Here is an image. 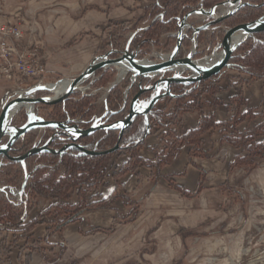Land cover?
<instances>
[{
    "label": "trees",
    "instance_id": "obj_1",
    "mask_svg": "<svg viewBox=\"0 0 264 264\" xmlns=\"http://www.w3.org/2000/svg\"><path fill=\"white\" fill-rule=\"evenodd\" d=\"M163 1L165 3L163 4L162 12H159L161 1L157 0L152 6L145 8L143 17L131 28L123 26L116 40H111L113 36L110 38L108 43L110 48L121 50L127 41L125 40V34L132 32L130 45H138L140 50L143 51L142 53H145L151 45L157 43L161 34L177 30V17H182L189 11L190 6L201 2V6L209 8L220 0H176L177 3L174 6L169 5L170 0ZM248 1L251 4L242 6L238 11L216 24L218 37L222 35V28L250 22L264 14V0ZM180 2L183 5V10L177 16V6ZM158 14L163 15L164 20H154ZM191 35L192 31L190 29L186 30V35L183 39L184 46L190 45ZM255 38L257 40L252 37L246 38L232 53L228 67L224 68L218 75L190 86L171 84L170 90L175 97L167 96L162 102L157 101L149 112L150 117L136 116L131 125L124 130L117 151L105 155H85L72 148L63 154L60 161L58 155L47 152L26 158L24 170L30 172V176L27 180L24 194L34 198L44 197L52 199L48 207L42 211V215L25 222V212H28L30 208L28 203L24 201L16 202L10 197V190L21 186V182L14 180L15 175L13 174L12 176V168L16 163L5 158L1 159L0 175L8 177L11 184L6 185V190H0V224L9 232L27 234L34 229L39 220L46 222V215L51 210H54L58 219H56L53 227H47L48 234L51 230H59L69 223L81 220L89 211L108 206L112 199L110 197L100 199L99 194L94 190L104 175L107 174V165L114 154H122L125 158L121 168L118 171L116 169L112 171L111 175L113 177L128 172H136L139 165L148 164L154 172V182H156L160 167L172 162L177 157L181 146L187 140L193 142L194 148L197 149V145L202 142L201 135L214 125L213 114L207 118L202 117L198 127L189 130L177 148L174 147L163 155L156 153L153 162H149L141 154V150L145 146V139L150 134V131L152 129L157 131L163 128L169 130L183 112L191 110L201 111L206 99L213 102L215 93L222 89L219 81L221 78L226 77L228 71H236L248 75L249 79H264V31L256 33ZM174 40L176 41V37H169L164 45L166 50L171 48ZM112 74L110 70L101 72L91 85L97 90L104 87L110 81ZM170 75H172V72L165 73V76ZM142 83L147 85L150 81L143 79ZM124 86L125 84H115L109 90L105 99V106L108 111L101 118L103 121L107 119L108 122H113L127 114L129 101L136 93L138 87L137 82H134L127 94L125 107L120 109L123 102ZM149 96V93H144L141 96L142 103ZM94 98L95 96L92 93L81 94L73 92L65 100L57 104H36L34 106V114L44 120L57 122L68 119L70 123H76L79 127L86 128L91 124L96 110ZM171 104H173V109L168 110V105ZM17 115L21 118H18ZM19 120L20 124L18 123ZM26 120V112L23 113V110L20 109L13 117L12 123L22 125ZM262 121V123L255 125L253 129H244L237 135V139L226 137V140L235 148L242 147L246 150V153H237L233 156L232 162L228 165V172L239 166L252 168L255 166L254 162L256 160H264V139L256 140L258 136L264 134V119ZM147 126L149 129L145 133ZM56 131V128L52 127H45L42 132L39 131V128L29 130L14 144L11 154L20 155L33 146H41L47 142H49V147L51 148H60L67 142V139L58 136ZM52 136H54L53 139H51ZM117 138L118 129H99L88 136L79 138L77 142L87 149L103 151L112 147L117 142ZM141 139L143 140L141 141ZM247 143L249 144L247 145ZM55 165L63 166L65 171L63 175L58 177L57 171L47 173V170ZM20 170L24 175V170L21 168ZM10 176L12 177L10 178ZM168 184L188 198L194 197L200 192V187L193 193H189L180 189L172 181ZM70 190H77L78 201L75 203L69 202ZM90 192L92 193L91 197L96 198L94 201L86 200V194ZM42 256L48 261L45 255ZM48 263L51 264L52 262L48 261Z\"/></svg>",
    "mask_w": 264,
    "mask_h": 264
},
{
    "label": "crops",
    "instance_id": "obj_2",
    "mask_svg": "<svg viewBox=\"0 0 264 264\" xmlns=\"http://www.w3.org/2000/svg\"><path fill=\"white\" fill-rule=\"evenodd\" d=\"M155 1L157 0H59L37 10L34 21L43 29L41 36L43 40L41 58L45 66L43 81L54 82L61 77L78 75L95 55L111 49L108 45L109 37L119 24L134 25L143 17L145 8L154 4ZM196 17L200 21L197 22L198 24L205 22L202 15H192L190 18ZM167 37L163 36L161 42H165ZM219 38L217 29L200 32L197 44L198 50L202 53L197 57L205 54L209 45H213ZM219 85L222 89L215 93L213 102L204 103L201 112L187 111L179 117L175 126L177 132L175 134H179V136L176 135V142L168 141L169 144H166L165 148L161 145L157 146L160 136L152 135L154 129L146 137L141 154L153 162L156 154L153 149L162 152L163 155L172 148H177L184 135L198 127L202 117L207 118L213 114L214 125L202 135L203 141L197 145V149L194 148L193 142L187 140L181 146L177 157L160 167L161 176L155 188L162 187V190L167 189L173 194L178 193L168 186L167 179H170L180 189L188 192H194L200 187L199 197H205L206 204H214L221 197L224 182L227 180L228 165L232 162L233 156L239 152L234 146L224 140L221 141V136L227 134L224 127L229 125L234 136H237L243 128L253 129L255 125L263 122L264 79H249L248 75L228 71L226 77L220 79ZM7 88V84H1L0 94L2 95ZM97 91L100 93L95 98L99 99L101 95L103 99L99 107H96L98 112L94 113L92 121L108 109L105 106L107 95L104 97V88ZM163 100L164 98L158 101ZM39 131L42 132L43 128H39ZM222 147L232 149L233 153L228 157H221ZM124 158V156L119 157L120 163L124 161ZM15 166L19 167V164L16 163ZM139 173L140 178L134 174H126L120 178L122 186L119 184L116 187L117 197L123 194L124 190L129 191V198L135 197L141 189L148 186L150 168L142 166L139 168ZM114 186L113 183L100 185L97 190L99 198L115 197ZM91 194H86L87 201L96 199L92 198ZM77 201V190H74L69 202ZM123 201V198L115 197L111 207L87 212L82 220L69 223L59 230H51L48 234L47 229L50 227L41 220L27 234L0 231L1 236L7 233L14 236L13 243L8 247V252L2 257L0 264H49L48 261H51V264H72L73 262L87 264L90 261L88 263L90 264L91 260L98 256V253L94 252L96 248L98 250L104 248L105 238L117 239L122 230L127 228L126 224L115 226L113 224L114 217L124 215L130 203L134 204L128 201L129 204L125 205ZM50 202L49 198L39 197L36 206L25 213V222L37 217L39 211ZM96 227L100 230L95 231ZM109 228H114L112 234L111 232L108 234ZM78 247L82 248L81 254L73 250ZM60 248H64L62 253ZM42 255H45L48 261Z\"/></svg>",
    "mask_w": 264,
    "mask_h": 264
},
{
    "label": "rangeland",
    "instance_id": "obj_3",
    "mask_svg": "<svg viewBox=\"0 0 264 264\" xmlns=\"http://www.w3.org/2000/svg\"><path fill=\"white\" fill-rule=\"evenodd\" d=\"M58 1L59 0H0V22H10L16 25L19 24L25 33L24 42H26V40L36 41V44L40 47L41 55L43 45L41 36L43 29L36 21H34V14L37 10L48 7ZM160 1L161 6L159 12H162V7L165 2L163 0ZM175 3H177L176 0H170L169 5L174 6ZM198 6H200L199 3H196L190 7L196 8ZM177 7V16H179L183 10L182 3L180 2ZM159 15L164 20V17L161 14L156 15L154 20L162 21L158 18ZM208 19V17L205 18V21ZM188 21L193 25H197V22H200L197 17L189 18ZM123 26L129 28L132 27V25L130 26L127 23L119 24L115 31L110 35L109 41L112 36L111 40H116V37L120 35L119 31ZM176 31L177 30H173L161 34L159 40L155 43L156 45H151L149 50L145 53H142L143 51L140 50L138 45L133 47L130 46V49H138V57L140 58L148 57L154 52L169 53L176 41L174 40V43L169 50H166L164 45L169 37H176V34H174ZM131 33L132 32H128L125 34V40L129 38ZM163 36L168 37L166 41H162V43L161 38ZM216 43L217 42H215L211 48H213ZM183 47L186 50L190 45H183ZM108 70L113 74L110 81L102 87L104 88V97L107 95L105 89L117 76V71L114 68L105 71ZM105 71L98 70L95 75L99 77L100 73ZM184 74L187 73L184 72ZM130 78L131 73L128 72L122 80L116 84H125V89L131 81ZM23 82L32 83V80L25 79ZM89 82L90 80H87L84 85H88ZM3 83L8 85L7 90L12 88L14 91L15 88L18 87L15 83L0 79V85ZM21 84L23 85V83ZM91 84L88 90L78 93H92L94 96H98L100 92H98ZM23 86L25 87L26 84L24 83ZM4 93L2 95L0 94V106L1 98ZM39 93L40 94L37 93V95H52L50 92ZM122 96H125L124 90ZM101 99H103V96L101 95L99 96V99L97 97L95 98V107H99L98 105L101 104ZM206 101H209V99H206ZM172 106L173 104L168 105V110L173 109ZM21 109L23 110V113L26 112L24 107ZM191 111L201 112L198 110ZM19 116L21 115L19 114ZM178 120L179 118L175 124L171 125L169 130L165 128L157 131L154 130L152 135L160 136L157 146L161 145L165 148L166 144H169L168 141L171 140L172 142H176V137L179 136V134H175L177 133L175 126L177 125ZM18 123L20 124V120ZM224 128V131L227 134L221 136V141L224 140L226 143L232 145L226 140V137L237 139V136H234L229 125H226ZM243 130L244 128L241 131ZM231 135L233 136L231 137ZM258 137L257 141H260L264 139V134L263 136ZM248 144L249 143H247V145ZM237 149L239 150L238 153H246V150L242 147ZM220 150L221 157H228L229 154L233 153V150L230 148L228 149L227 147H222ZM153 152L162 154V152H157L155 149H153ZM121 156L123 155L114 154L112 156L107 165V174L100 180L94 191L97 192L100 185L104 184L105 186L107 183H113L115 185V191L119 184L122 186L120 178L126 174H134L136 177L140 178L139 168L142 166L150 168V181L148 186L141 189L135 197L129 198V191L127 190H124V193L118 195V197V193L116 191L114 192L116 198L124 199L123 204L128 205V201L134 203H130V207L124 215L114 217V226L116 224H126L127 228L122 230L117 239L112 237L109 239L105 238L104 248L101 250L96 248V251L94 252H97L98 256L96 259L91 260L90 264H264V160H256L254 162L255 166L252 168H249L248 166H239L234 168L231 172L227 171V180L224 182L221 197L214 204H206L205 197H199V194H197L194 197L188 198L178 190L169 186V184L168 186L170 189L172 188L178 193L173 194L167 189L162 190V187L155 188V184L161 176L159 172L160 169L158 171L157 180L154 182V172L148 164L139 165L136 172H128L113 177L111 175L112 171H114V169L118 171L121 168L122 163H120L121 161L119 160V157ZM12 169V176L13 174L15 175L14 180L20 183L24 176L22 171L18 166H14ZM52 171H57L58 177L65 172L61 165L50 167L47 170V173ZM12 176H10V178ZM167 181L169 183L171 180L167 179ZM4 184L7 185L11 183L9 182L8 177L0 175V185ZM72 192L73 191L70 190V198ZM115 197H110L112 199L111 203L103 208L111 207L112 201ZM38 198L39 197L34 198L32 196H26L25 194L22 198L18 196L19 201L28 203V206L30 207L29 210L36 206ZM48 205L44 209H46ZM43 210L41 209L38 215H42ZM46 216V223L50 228L53 227L56 219H58L55 211L51 210ZM0 226H2L0 231L8 232L2 224H0ZM114 226L112 225V227ZM94 230H100V228L96 227ZM113 230L114 228H109L107 230L108 234L110 232V234H112L114 232ZM13 237L14 236L8 233L4 236L0 235V261L8 252V247L13 243ZM63 249L64 248H60V253H62ZM81 249L82 248L80 247L76 249L73 248L76 253L80 252V254L82 253ZM89 262L90 261H88V263ZM72 264L78 263L73 262Z\"/></svg>",
    "mask_w": 264,
    "mask_h": 264
},
{
    "label": "water",
    "instance_id": "obj_4",
    "mask_svg": "<svg viewBox=\"0 0 264 264\" xmlns=\"http://www.w3.org/2000/svg\"><path fill=\"white\" fill-rule=\"evenodd\" d=\"M249 4L251 3L248 0H222L209 8H191L182 17H177L176 42L169 53H167V56L160 61L150 59L149 57H138V49H130L131 33L123 49L118 50L111 48L102 54L94 56L85 69L74 77H62L49 84L43 83L34 85L16 95H13V93H11L13 89L9 88L1 98L0 160L5 158L11 162L22 164L25 169L26 158L42 152L58 155L60 161L63 154L72 148L85 155H105L117 151L124 130L131 125L136 116L140 115L147 118L151 108L158 100L167 96L175 97L170 90L171 84L175 83L190 86L218 75L224 68L228 67V62L232 53L246 38L252 37L254 40H257L255 34L264 31V14L253 21L223 28L222 35L213 48H211L212 46L210 44L207 48V52L197 57L198 54L202 53L198 50V34L205 30H216V24L238 11L242 6ZM223 5H228L229 9L224 13L218 14L219 8ZM192 15H202L209 19L204 23L193 25L188 21ZM188 29L192 31L190 38L191 44L190 47L185 50L183 47V39ZM218 51L221 52V57L217 61L209 63L208 60ZM153 55L159 57L160 53L154 52ZM120 64H126L128 68L127 73H131V81L124 89L125 96L123 97L120 109L125 107L127 94L134 81H137L138 89L129 101L127 114L116 121L108 122L107 119H104V121L101 119L107 113L108 110H106L100 117L94 119L88 127L82 128L76 123H70L68 119L58 122L44 120L34 113L30 114L24 105L30 104L31 111L34 112V106L36 104L53 105L62 102L73 92L84 87V83L95 75L98 70L105 71L110 68L116 70L115 66ZM167 72H172V75L165 76ZM184 72L187 74H184ZM117 76L105 89L106 94H108L109 90L120 81L117 80ZM143 79L150 81V83L143 85ZM65 80L69 82L65 92L59 96L53 95L52 87L57 86L60 82ZM39 92H50L52 95H37ZM144 93H149L150 96L142 103L141 96ZM17 107V111L22 107L26 109L27 120L22 125H15L12 123L15 113L11 112ZM45 127L56 128V134L66 138L67 142L58 149L49 147V142H47L41 146H33L20 155L11 154L14 144L29 130ZM99 129H118L117 142L112 147L103 151L87 149L77 142L79 138L88 136ZM148 129L149 127L147 126L145 133ZM5 137H7V139H5ZM53 137L54 136H52L51 139H53ZM142 140L143 139H141V141ZM29 176L30 172L24 170L23 180L18 189V196L20 198H22L25 193V187Z\"/></svg>",
    "mask_w": 264,
    "mask_h": 264
},
{
    "label": "built area",
    "instance_id": "obj_5",
    "mask_svg": "<svg viewBox=\"0 0 264 264\" xmlns=\"http://www.w3.org/2000/svg\"><path fill=\"white\" fill-rule=\"evenodd\" d=\"M201 7V2L199 3ZM220 12H218L219 14ZM204 18H207L203 16ZM159 19L163 20L159 15ZM176 34V33H174ZM25 33L23 28L18 24H12L10 22L2 23L0 22V79H3L7 82H12L18 85L17 88L12 92L13 95L24 91L26 88L50 82L43 81V75L45 73V66L40 55V47L36 44V41L24 42ZM167 53H160V56H148L150 59H155L160 61L166 56ZM98 76L93 75L90 79L92 83ZM25 79H31L32 83L23 82ZM122 79H120L121 81ZM21 83L26 84L24 87ZM90 83V84H91ZM89 85H84L83 92L90 88ZM20 86V87H19ZM1 108V106H0ZM20 168L24 170L22 164ZM7 186L0 185V190H6ZM10 197L13 200L18 199V189L12 188L10 190ZM2 228V226H0Z\"/></svg>",
    "mask_w": 264,
    "mask_h": 264
},
{
    "label": "bare ground",
    "instance_id": "obj_6",
    "mask_svg": "<svg viewBox=\"0 0 264 264\" xmlns=\"http://www.w3.org/2000/svg\"><path fill=\"white\" fill-rule=\"evenodd\" d=\"M228 9H229V6H228V5H223V6H221V7L219 8L218 12H220V13H224V12H225L226 10H228ZM166 56H167V55H166ZM166 56H164V58H165ZM220 57H221V52L218 51V52L214 53V55L210 58V60H208V62H209V63H212V62H214V61H217ZM115 68H116V70H117V72H118L117 80L122 79V78L127 74L128 68H127V65H126V64H120V65H117V66H115ZM50 83H52V82H50ZM68 83H69V82H68L67 80H65V81H63V82H60L57 86L52 87V89H53V95H55V96H59V95H61L62 93H64L65 90L67 89ZM83 89H84V87L80 88L79 90H83ZM24 105L26 106V108L28 109V111H29L30 114L33 113V112L31 111L32 109H31V105H30V104H24ZM17 109H18V107H17V108H14V109L12 110V112H11V113H15L14 116L17 114V112H18L21 108H20L18 111H17ZM14 116H13V117H14Z\"/></svg>",
    "mask_w": 264,
    "mask_h": 264
}]
</instances>
